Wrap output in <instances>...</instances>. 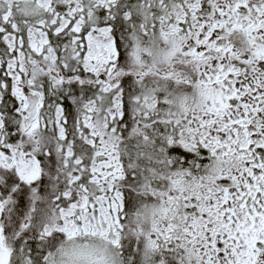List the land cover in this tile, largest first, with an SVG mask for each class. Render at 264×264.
I'll return each instance as SVG.
<instances>
[{"label":"snow or ice","instance_id":"1","mask_svg":"<svg viewBox=\"0 0 264 264\" xmlns=\"http://www.w3.org/2000/svg\"><path fill=\"white\" fill-rule=\"evenodd\" d=\"M0 264H264V0H0Z\"/></svg>","mask_w":264,"mask_h":264}]
</instances>
